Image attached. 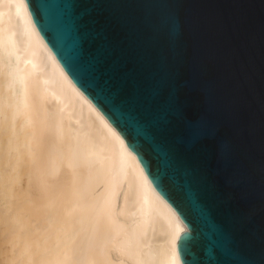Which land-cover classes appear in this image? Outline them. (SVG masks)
Wrapping results in <instances>:
<instances>
[{
  "label": "water",
  "instance_id": "obj_1",
  "mask_svg": "<svg viewBox=\"0 0 264 264\" xmlns=\"http://www.w3.org/2000/svg\"><path fill=\"white\" fill-rule=\"evenodd\" d=\"M188 231L181 264H264V0H25Z\"/></svg>",
  "mask_w": 264,
  "mask_h": 264
},
{
  "label": "bare ground",
  "instance_id": "obj_2",
  "mask_svg": "<svg viewBox=\"0 0 264 264\" xmlns=\"http://www.w3.org/2000/svg\"><path fill=\"white\" fill-rule=\"evenodd\" d=\"M182 231L25 0H0L2 264H181Z\"/></svg>",
  "mask_w": 264,
  "mask_h": 264
},
{
  "label": "rangeland",
  "instance_id": "obj_3",
  "mask_svg": "<svg viewBox=\"0 0 264 264\" xmlns=\"http://www.w3.org/2000/svg\"><path fill=\"white\" fill-rule=\"evenodd\" d=\"M1 246L2 245H0V263L2 264L3 263V261H2V256H3V253H4V246H3V248L1 249Z\"/></svg>",
  "mask_w": 264,
  "mask_h": 264
}]
</instances>
